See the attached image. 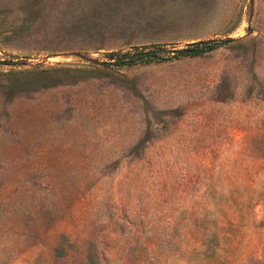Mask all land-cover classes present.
<instances>
[{"label":"rangeland","instance_id":"1","mask_svg":"<svg viewBox=\"0 0 264 264\" xmlns=\"http://www.w3.org/2000/svg\"><path fill=\"white\" fill-rule=\"evenodd\" d=\"M0 264H264V0H0Z\"/></svg>","mask_w":264,"mask_h":264},{"label":"trees","instance_id":"2","mask_svg":"<svg viewBox=\"0 0 264 264\" xmlns=\"http://www.w3.org/2000/svg\"><path fill=\"white\" fill-rule=\"evenodd\" d=\"M213 46H214V44H206V45H204V48H212ZM196 50H198V48H184V49H175L172 52H175L176 54H178V53H193V52H196ZM160 52H162V51H160ZM156 53H159V52L146 53V54H144V56L153 57V56L157 55ZM121 62H124V61H121Z\"/></svg>","mask_w":264,"mask_h":264},{"label":"water","instance_id":"3","mask_svg":"<svg viewBox=\"0 0 264 264\" xmlns=\"http://www.w3.org/2000/svg\"><path fill=\"white\" fill-rule=\"evenodd\" d=\"M164 50L165 49L163 47H157L154 49H149L147 51H137V52H134V53H131L129 55L124 56V58L139 56V55H143V54L151 53V52H160V51H164Z\"/></svg>","mask_w":264,"mask_h":264}]
</instances>
